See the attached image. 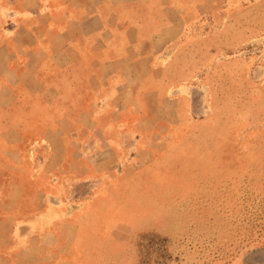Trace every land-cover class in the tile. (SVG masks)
<instances>
[{"label": "rangeland", "instance_id": "1", "mask_svg": "<svg viewBox=\"0 0 264 264\" xmlns=\"http://www.w3.org/2000/svg\"><path fill=\"white\" fill-rule=\"evenodd\" d=\"M121 1L0 0V151H36L0 170V245L47 243L36 264H264V0ZM100 7L170 23L140 27L103 81L65 19Z\"/></svg>", "mask_w": 264, "mask_h": 264}, {"label": "crops", "instance_id": "2", "mask_svg": "<svg viewBox=\"0 0 264 264\" xmlns=\"http://www.w3.org/2000/svg\"><path fill=\"white\" fill-rule=\"evenodd\" d=\"M148 2L149 1H147V5ZM135 5L138 4L137 1L134 0H123L121 3H113V7L117 10L130 11ZM65 15V19L70 23H78L83 27L81 31L82 46L80 52L77 53L83 60H96L95 73L98 75L97 79H100L101 81H103L102 79L104 78L105 74H118L123 76L128 73V70L117 68L115 64L120 60L125 61V58L129 56L130 49L133 48V44L142 43L141 36L139 35L140 27L145 30L144 33L146 35L148 34L147 36L149 37V40L153 41L162 39L170 26V23L165 18H156L154 20L147 18L141 19L139 21H137V19L127 18V21L119 20L115 21L117 22L115 25L113 24L114 22L110 25V21L104 20L101 7L95 8L94 12L88 14L85 17L82 16V19L74 18L68 13ZM4 47L6 50H8V43H5ZM71 47V44H65L63 47L70 60L71 54L73 55V49ZM114 50H121V52H119L117 55H114ZM12 55L13 53H9V56ZM56 55L57 54L55 53L50 55V58L54 60V63ZM108 66H111V68H108ZM70 67L71 66H68L64 71L68 70ZM79 72L90 74L93 72V69L90 66L84 67L82 65V68H80ZM108 84V80L105 83L101 82V85H99L100 87L98 88H103L104 86L107 87ZM50 87L52 89H57L54 85H50ZM137 87L138 86L136 85H131L130 89L132 88L136 91ZM138 99L140 98H136L134 102H138ZM31 148L33 149V147ZM35 152V150L27 149V158L25 160L21 159V163L14 164L13 161L15 160V157L12 156L13 152L8 150L0 151V170L7 168V166L11 167V165L14 166L15 170L24 169L25 165L33 164L35 162ZM96 152H92L91 155L86 156V158L90 160L96 155ZM101 152L103 151H100V153ZM9 154L11 157L8 159ZM9 183L15 185L17 188L15 190V192H17L15 197L16 201L19 202L28 199V195L25 193L27 189L24 188L25 184L23 178H18V176H15L8 182V184ZM4 184L5 182H2L1 185L4 186ZM2 197H4V195L0 194V199ZM47 199H49V197H47ZM29 232L38 236L41 235V239H45L50 234H56V228L54 226L50 227L48 224L42 229L30 227ZM16 239L17 240L9 243L8 245H0V264H36V261L41 260L44 257L38 255L40 252L33 259L26 256L29 252L37 250L36 244L39 246V248H41V250L46 252L45 254L42 253V255H47L50 249L49 246L45 245L47 244L45 242L32 243L30 239L28 242L18 240V237H16Z\"/></svg>", "mask_w": 264, "mask_h": 264}]
</instances>
